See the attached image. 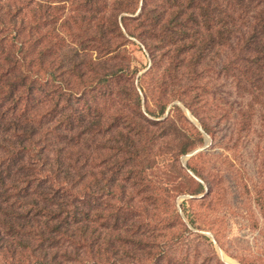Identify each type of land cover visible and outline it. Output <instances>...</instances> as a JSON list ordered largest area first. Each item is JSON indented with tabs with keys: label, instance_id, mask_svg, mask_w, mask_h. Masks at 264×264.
Returning <instances> with one entry per match:
<instances>
[{
	"label": "trees",
	"instance_id": "obj_1",
	"mask_svg": "<svg viewBox=\"0 0 264 264\" xmlns=\"http://www.w3.org/2000/svg\"><path fill=\"white\" fill-rule=\"evenodd\" d=\"M211 72L264 105V0H0V264H223L174 254Z\"/></svg>",
	"mask_w": 264,
	"mask_h": 264
},
{
	"label": "rangeland",
	"instance_id": "obj_2",
	"mask_svg": "<svg viewBox=\"0 0 264 264\" xmlns=\"http://www.w3.org/2000/svg\"><path fill=\"white\" fill-rule=\"evenodd\" d=\"M128 38V55L141 76L152 64L150 55L137 38ZM203 83L207 102L196 105L197 116L175 102L187 118L180 119V125L201 132L203 120L212 136L203 134L204 144L180 158L183 170L174 164L184 191L197 182L205 187L201 195L174 194L175 209L188 229L187 241L174 254L188 249L199 263L209 258L223 264H264V105H257L250 116H234L249 98L240 96L230 79L217 72ZM164 176L156 171L153 178L162 183Z\"/></svg>",
	"mask_w": 264,
	"mask_h": 264
},
{
	"label": "water",
	"instance_id": "obj_3",
	"mask_svg": "<svg viewBox=\"0 0 264 264\" xmlns=\"http://www.w3.org/2000/svg\"><path fill=\"white\" fill-rule=\"evenodd\" d=\"M189 116L192 117V115H190V113H189ZM200 129H201L202 132H204L203 129H202L201 127H200ZM204 134H205V133H204ZM205 136H207V135L205 134Z\"/></svg>",
	"mask_w": 264,
	"mask_h": 264
}]
</instances>
